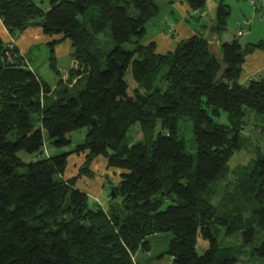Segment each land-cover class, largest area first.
Listing matches in <instances>:
<instances>
[{
    "label": "trees",
    "instance_id": "obj_1",
    "mask_svg": "<svg viewBox=\"0 0 264 264\" xmlns=\"http://www.w3.org/2000/svg\"><path fill=\"white\" fill-rule=\"evenodd\" d=\"M187 2L202 9L207 0ZM160 13L155 0H51L47 11L36 0H0L14 40L38 27L53 38V71L60 74L55 47L64 41L77 63L69 85L53 89L30 67L32 57L0 36V264H143L138 252L161 233L173 236L171 264H264V240L253 247L264 233V155L229 165L245 149L247 116L264 118V71L257 78L244 71L264 41L235 38L218 57L195 35L160 54L145 44ZM229 16L221 0L214 33L226 30ZM181 121L191 124L195 153ZM136 126L142 137L133 143ZM84 129L68 152L29 163L18 156L69 147ZM73 156L83 164L69 178ZM98 159L120 171L107 210L78 187L96 177Z\"/></svg>",
    "mask_w": 264,
    "mask_h": 264
},
{
    "label": "rangeland",
    "instance_id": "obj_2",
    "mask_svg": "<svg viewBox=\"0 0 264 264\" xmlns=\"http://www.w3.org/2000/svg\"><path fill=\"white\" fill-rule=\"evenodd\" d=\"M155 1L161 6V11L163 12L167 0ZM251 1L253 0H224V4H227L230 7V16L228 19L227 28L221 34L222 36H225L228 33L232 37L234 36V38L237 37L242 44H256L260 41H264V0H254L256 5L252 4ZM219 2L220 0H212L211 3H208L207 8H209V5ZM37 3L40 7L47 8L50 4V0H37ZM154 21L149 22L147 25L149 31L148 39L151 37V28L154 24ZM241 24L242 28L240 27ZM240 31L243 32L241 37L238 36ZM101 38L104 41V45L107 46V49L111 50L112 44L109 42L107 35L101 36ZM67 42L62 44V46L56 50L57 53L55 57L58 56L57 65L61 72L60 74H57L50 68V49L46 45H41L34 51L35 55L37 56V62H31L33 69L36 71L38 76L46 81L53 89L56 88L63 79L64 80L61 83V87H63V85H69L68 72L71 69L77 70V63L74 61L71 54L73 51L70 45L71 43L69 44ZM262 67H264V50L257 51L248 57L247 63L244 66L246 77L250 76L251 73L255 71H259ZM262 71L260 73H262ZM64 76L65 78H63ZM254 76L255 74H252L251 77ZM257 77L258 76L255 78ZM246 121L245 128L243 129L246 146L242 152L236 153L231 159L229 163L231 168H235L240 165H246L250 160L257 156V153L264 155V131H262V129H264V118L260 115H256L255 113H250L247 116ZM220 122H227V117L225 114L222 115ZM179 130L181 138H184L187 142L189 151L195 153L197 150L195 144L193 143L190 122L181 121ZM86 133V129L72 133L70 138L72 139L73 144L69 147L58 149L55 147L50 148L48 146L46 154L30 155L25 152H20L18 153V156L24 162L29 163L33 160H36L37 157H44L49 153L51 155H57L63 152H68L74 149L76 145L83 142ZM129 136L131 141L136 143L142 137L139 126H136L132 131H130ZM46 148L47 142L45 149ZM82 164L83 158H77L76 156H73L70 159V167L68 169L67 177L70 178L77 175ZM93 170L96 174V177L93 180L81 178L78 182V187L88 193L91 203L94 202L107 210L110 203L109 195L112 191L113 185H116L119 180L118 173H120V171L115 172L114 170H108L106 168V161L103 159H98L96 161L95 165L93 166ZM25 172L26 168L17 169V173L19 174H24ZM108 178L113 181L109 182ZM172 237L173 236L170 233H161L149 237L148 242L150 244V250L139 251L137 254V259L143 264H171L172 259L167 256L166 251ZM263 240L264 233L258 236L253 244V247L261 244ZM249 254L250 253H248V255ZM245 262L246 264H259V261L257 260L255 262Z\"/></svg>",
    "mask_w": 264,
    "mask_h": 264
},
{
    "label": "crops",
    "instance_id": "obj_3",
    "mask_svg": "<svg viewBox=\"0 0 264 264\" xmlns=\"http://www.w3.org/2000/svg\"><path fill=\"white\" fill-rule=\"evenodd\" d=\"M211 1L212 0H207L206 6L202 9H193L188 4L187 0H167L163 12L161 11L160 16L155 19V21L153 20L154 24L151 28V37L148 39V31L145 39V44L155 43L156 51L158 53L167 54L170 52H174L180 42L187 40L195 35H203L209 41L211 50L214 51V53L218 57H220L222 43L230 42L235 38L228 33L227 35L222 36L217 35L213 32V25L216 21V10L220 2L209 5V8H207L208 3H211ZM159 7L160 9H162L160 5ZM43 9L46 11L49 10L50 4L47 8ZM240 27L242 28V24L240 25ZM0 36L5 43L15 44L22 56L27 57L28 55H30L32 57V59L28 61L32 69L33 66L31 62H37V56L35 55L34 51L41 45H46L49 48V44L53 41V38L44 35L42 30L38 27L27 29L23 34L20 35L18 39L14 40L8 34L1 20ZM54 38L58 39L59 37ZM66 42L67 41H64L55 47V55L57 53L56 50H58L62 46V44ZM67 43L70 44V42ZM71 54L73 57V51L71 52ZM57 57L58 56H56V59ZM261 69L264 70V67H262ZM261 69L259 71L251 73L250 77L252 76V74H255V76L252 77L255 78L257 74L259 75V73L262 71ZM63 78H65V76Z\"/></svg>",
    "mask_w": 264,
    "mask_h": 264
},
{
    "label": "built area",
    "instance_id": "obj_4",
    "mask_svg": "<svg viewBox=\"0 0 264 264\" xmlns=\"http://www.w3.org/2000/svg\"><path fill=\"white\" fill-rule=\"evenodd\" d=\"M251 3H252V4H255L254 1H251ZM242 35H243V32L240 31V32L238 33V36H242Z\"/></svg>",
    "mask_w": 264,
    "mask_h": 264
},
{
    "label": "water",
    "instance_id": "obj_5",
    "mask_svg": "<svg viewBox=\"0 0 264 264\" xmlns=\"http://www.w3.org/2000/svg\"><path fill=\"white\" fill-rule=\"evenodd\" d=\"M112 194H113V198H115L116 197V195L114 194V191L112 190Z\"/></svg>",
    "mask_w": 264,
    "mask_h": 264
}]
</instances>
